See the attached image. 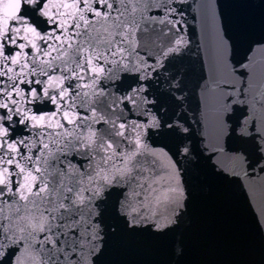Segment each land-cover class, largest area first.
I'll list each match as a JSON object with an SVG mask.
<instances>
[{
  "label": "snow or ice",
  "instance_id": "obj_1",
  "mask_svg": "<svg viewBox=\"0 0 264 264\" xmlns=\"http://www.w3.org/2000/svg\"><path fill=\"white\" fill-rule=\"evenodd\" d=\"M186 3L0 0V264H96L109 211L158 232L181 216L189 128L161 113L182 99ZM242 67L238 86L219 44L204 103L217 144L250 147L231 164L264 199V50Z\"/></svg>",
  "mask_w": 264,
  "mask_h": 264
},
{
  "label": "water",
  "instance_id": "obj_2",
  "mask_svg": "<svg viewBox=\"0 0 264 264\" xmlns=\"http://www.w3.org/2000/svg\"><path fill=\"white\" fill-rule=\"evenodd\" d=\"M262 50L264 0H249L229 63L238 86L248 76L242 66ZM213 125L212 112L182 182L185 209L158 233L142 264H264V199L231 164L235 152L251 149L231 131L217 144Z\"/></svg>",
  "mask_w": 264,
  "mask_h": 264
}]
</instances>
